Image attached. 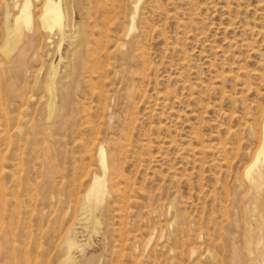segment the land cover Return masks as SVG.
Returning a JSON list of instances; mask_svg holds the SVG:
<instances>
[{
	"label": "rangeland",
	"instance_id": "1",
	"mask_svg": "<svg viewBox=\"0 0 264 264\" xmlns=\"http://www.w3.org/2000/svg\"><path fill=\"white\" fill-rule=\"evenodd\" d=\"M25 1L0 0V264H64L71 229L76 264H264V0H68V39L31 0L6 55Z\"/></svg>",
	"mask_w": 264,
	"mask_h": 264
},
{
	"label": "bare ground",
	"instance_id": "2",
	"mask_svg": "<svg viewBox=\"0 0 264 264\" xmlns=\"http://www.w3.org/2000/svg\"><path fill=\"white\" fill-rule=\"evenodd\" d=\"M16 0H14L15 2ZM115 3V2H114ZM120 3V2H119ZM16 4V2H15ZM63 4L68 5V0H45V5L43 8V13L41 14L39 21L44 30L48 31V33H52L53 30L58 29L59 35L62 39H68V34L70 33L69 24H67V12L65 11ZM70 4V3H69ZM118 4V3H117ZM15 6V5H14ZM118 9V8H117ZM139 7L136 6L135 10L138 12ZM41 10V9H40ZM70 10V8H69ZM69 10H67L69 12ZM120 10V9H119ZM9 12V11H8ZM40 12V11H39ZM116 15V14H115ZM10 13L7 14V19L10 21V25L7 29V42H6V50L5 54L10 55L15 51H20V47L25 43L27 35L25 30L28 29L33 23V16L31 12V0H26L19 9V13L15 16L14 19L10 20ZM71 26V25H70ZM80 33V32H79ZM75 55V54H74ZM10 57V56H9ZM72 67V65H71ZM49 86V87H48ZM48 92L50 94V104L49 109L52 114L55 113V105L53 101L54 91L56 88V82L52 81L48 85ZM97 144V143H95ZM100 164L101 167L106 170L107 169V158L106 153L102 150L99 152ZM100 171V170H99ZM248 175H251V187L256 189L262 188L264 184V176L262 172H260L257 168V165L252 166V168L248 171ZM95 185H97V181L95 180ZM99 193H101L99 186ZM101 201V197L97 198L98 204ZM86 199L82 200V212L86 210ZM96 203V205L98 206ZM99 226V223H98ZM254 228L252 225L249 227L248 239H247V248L249 249L252 246V237L251 233ZM78 247V243L75 238L74 229L70 230V236L67 240V250L68 253L65 257L64 264H76L72 254L70 253L72 250ZM80 248V247H79Z\"/></svg>",
	"mask_w": 264,
	"mask_h": 264
}]
</instances>
